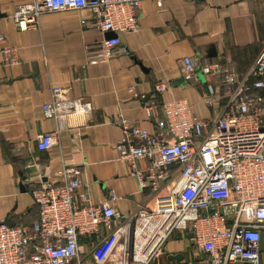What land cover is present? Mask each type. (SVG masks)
<instances>
[{
  "label": "built area",
  "instance_id": "obj_1",
  "mask_svg": "<svg viewBox=\"0 0 264 264\" xmlns=\"http://www.w3.org/2000/svg\"><path fill=\"white\" fill-rule=\"evenodd\" d=\"M143 1L31 0L12 19L26 31L37 29L45 13L87 11L92 20L83 18V26L114 33L87 52L88 65L104 64L128 53L118 34L138 30ZM0 55L6 65L18 62L17 49L1 33ZM179 65L185 81L203 77L202 101L211 117L172 100L146 108L154 132L122 115L113 122L122 131L118 160L130 167L140 192L151 191L150 203L129 215L116 209L114 191L94 203L84 169L65 163L32 192L38 220L16 227L0 222V264H159L179 253L191 264H264V47L242 76L230 59L197 54ZM169 87L159 83L155 91ZM87 111L88 104L66 99L60 86H52L43 106L56 122ZM59 133L41 135L38 150L57 145Z\"/></svg>",
  "mask_w": 264,
  "mask_h": 264
},
{
  "label": "crops",
  "instance_id": "obj_2",
  "mask_svg": "<svg viewBox=\"0 0 264 264\" xmlns=\"http://www.w3.org/2000/svg\"><path fill=\"white\" fill-rule=\"evenodd\" d=\"M30 2L0 0V33L18 51L14 65L0 55V222L13 227L38 220L32 192L65 163L84 169L82 180L94 203L114 191L122 215L149 204L151 191L140 192L130 167L118 160L122 131L114 120L122 115L154 132L155 119L146 108L172 100H185L193 113L209 118L203 77L185 81L179 61L197 54L207 61L230 59L242 76L264 47V0H144L138 30L118 34L128 53L88 65L87 52L108 37L82 25L92 15L45 13L37 29L21 31L12 16L18 5ZM159 83L169 90L157 93ZM52 86L62 87L66 99L88 104L87 113L59 122L46 118L43 106L51 101ZM56 130L58 144L38 150L37 139Z\"/></svg>",
  "mask_w": 264,
  "mask_h": 264
},
{
  "label": "water",
  "instance_id": "obj_3",
  "mask_svg": "<svg viewBox=\"0 0 264 264\" xmlns=\"http://www.w3.org/2000/svg\"><path fill=\"white\" fill-rule=\"evenodd\" d=\"M113 36H114V33H109L107 38H111ZM183 259H184V255L181 254V253L176 254V255L168 256V260L169 261H179V262H181V261H183Z\"/></svg>",
  "mask_w": 264,
  "mask_h": 264
},
{
  "label": "rangeland",
  "instance_id": "obj_4",
  "mask_svg": "<svg viewBox=\"0 0 264 264\" xmlns=\"http://www.w3.org/2000/svg\"><path fill=\"white\" fill-rule=\"evenodd\" d=\"M174 239V238H173ZM172 239V247H174V241ZM175 240V239H174ZM171 248V246L169 247V249ZM159 264H191L189 260L187 259H184L183 261L181 262H175V263H171V262H168L167 259H165L164 257L159 261Z\"/></svg>",
  "mask_w": 264,
  "mask_h": 264
}]
</instances>
